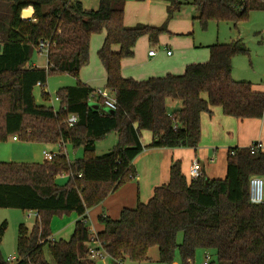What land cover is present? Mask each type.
Instances as JSON below:
<instances>
[{"label": "trees", "instance_id": "16d2710c", "mask_svg": "<svg viewBox=\"0 0 264 264\" xmlns=\"http://www.w3.org/2000/svg\"><path fill=\"white\" fill-rule=\"evenodd\" d=\"M4 1L12 18L0 53V142L17 137L31 144L60 145L52 161L0 163V209L37 213L32 230L19 227L16 264H49L45 248L55 264H96L87 246L94 236L115 263H142L157 247L161 264H173L176 253L182 264H194L199 250L214 251L217 264H264V205L252 204L249 195L250 179L264 178V152L258 144L228 151L225 179H209L205 173L190 179L181 163L173 162L169 183L155 188L147 203L124 209L117 220L100 216L103 231L96 235L87 219L91 209L136 180L133 162L145 150L197 149L202 115L211 116L214 108L236 120L264 118V93L232 77L233 60L250 54L242 40L211 46L208 62L188 65L180 76L143 82L122 76V62L134 57L138 41L148 37L157 45L184 5L196 8L195 21L206 30L210 22L237 27L253 11H264V0H152L170 3L161 27L125 26L122 0H98L96 11L76 0H0ZM103 32L106 39L98 57L106 88L117 104L113 113L80 80L82 69L90 64L91 38ZM42 44L45 69L32 65ZM59 74L75 77L77 85L59 90L58 110L38 106L35 88L40 84L49 101L45 86L49 77ZM169 99L181 101L182 109L169 114ZM72 115L78 120L71 126ZM143 131L153 135L148 146L141 142ZM112 133L118 135L117 144L98 156L97 143ZM66 145L83 149L82 157L70 160ZM60 176L68 178L63 186L57 183ZM74 214L78 220L70 240H52L53 220ZM7 227L0 226V264H12L1 251Z\"/></svg>", "mask_w": 264, "mask_h": 264}, {"label": "crops", "instance_id": "0c3cea01", "mask_svg": "<svg viewBox=\"0 0 264 264\" xmlns=\"http://www.w3.org/2000/svg\"><path fill=\"white\" fill-rule=\"evenodd\" d=\"M92 4L94 8L99 7L98 0H95V2H92ZM169 5L170 3L167 1L146 0L144 2H140L137 0H126L124 24L127 27H133L136 26L137 23H141V21L145 20L151 26L159 25L164 22L166 17H168L167 8ZM145 13L148 15H145ZM251 14L264 15V11H253ZM130 17L134 20V22L127 21L130 19ZM154 17H157V21L152 19ZM196 18L197 16H194L192 21L195 22ZM254 20L255 22L260 20L263 24L264 16H255ZM181 23L180 15L175 16L174 19H172L168 24V34L170 36L166 34L168 37H173L174 39L172 40L167 38V36L161 38L162 41L166 40L168 44H173L175 48H179L178 53L181 54L179 55V63L172 61L166 63L163 61V59H167V57H174L172 53L168 55V52L170 51H164L167 57L159 56L158 52L156 51H154L156 52L155 56H149V53L152 50L147 51V49L143 48V43L145 42L139 43L141 41L140 39L136 45L134 57L125 59L122 62L123 78L143 82L151 78L165 77L169 74L175 76L183 75L188 65L183 63L184 57L182 56L183 53H181L180 48L183 45L185 47H192L194 44L192 43V40H181L182 37H188L192 34L191 25L188 26L186 24L183 29H178L177 27ZM256 30H258L259 33L264 32V30L259 27H257ZM105 39L106 32H103L102 36L95 37V50H100L102 48ZM146 39V41L150 43L148 37H146ZM161 39L160 44L163 45ZM238 40L243 41V38L239 37L237 40L233 41ZM168 44H166V46H168ZM118 49L119 48L116 47L114 48V51H118ZM233 64L232 77L235 81L250 82L253 84V88L256 92L264 93L263 67L255 71L253 70L252 73L250 70H241V68L237 69V67L234 68ZM32 65L36 68H39L35 63H32ZM88 69L89 68L86 67L82 69L80 73V80L93 90L96 88H102L107 81L106 72L102 64L100 66L94 62L93 69L91 71ZM110 97L114 99V96L112 97L110 95ZM181 109V101H174L171 99L167 100V111L169 114H173L174 112ZM212 111L213 114L211 116L208 114L202 115V140L197 149H148L134 160L133 167L137 173L136 180L121 187L117 192L109 196L101 205L96 207V210L91 209L88 212V225L89 223L92 225V232H94L92 234L96 235L97 233L103 231L102 227H99V229L96 227V222L99 220L100 216L106 215L117 220L124 209H134L137 207L139 202L147 203L153 196L155 188L169 183L170 168L173 162H180L182 165L183 174L186 177H189L192 162L198 160L201 166V173H205L209 179H213L217 177L221 178L223 174H226L227 155L231 148H247L253 144H260L262 146V151L264 152V118L261 120H236L224 116L220 108H214ZM110 137H112V142L108 146L104 144V141L97 143L96 153L98 156L107 154L117 144L118 135L116 133H112L108 136L107 140L110 139ZM13 141L18 142L19 140H14L13 138ZM152 141L153 135L151 132L143 131L141 133V142L143 146L150 145ZM46 147L50 148L45 149L43 153L60 152V145ZM64 147L65 149L68 148L67 146ZM99 147L102 149L100 154ZM77 153L79 154V152H76L75 155H77ZM208 162H211L213 163L212 165L215 164L217 166L214 168L212 165L210 166V163ZM60 177L63 178L66 176ZM95 212L97 213L95 214ZM59 219L60 218H55L52 226L56 221H58L60 222V225H65L62 228V230H64L71 226L75 228L78 217L74 214L71 217ZM65 221H67V223H64Z\"/></svg>", "mask_w": 264, "mask_h": 264}, {"label": "rangeland", "instance_id": "374dc122", "mask_svg": "<svg viewBox=\"0 0 264 264\" xmlns=\"http://www.w3.org/2000/svg\"><path fill=\"white\" fill-rule=\"evenodd\" d=\"M83 4L84 8L86 10H93L96 11L98 8H94L92 2H95V0H76ZM97 1V0H96ZM126 3V0H122ZM168 9V8H167ZM145 15H148L145 13ZM181 18V24L178 25V29H183L184 26L187 24L188 26H192V34L188 37H182L181 40H192V43L194 46L192 47H185L184 45L180 48L181 53H183V63L190 65V64H203L209 61L210 59V49L209 47L215 45V44H228L233 42V40H237V38L242 37L243 41L245 42V45L250 51L249 56H239L236 57L233 60L234 68L237 67V69L241 68L250 70V72L253 73V70L260 69L261 67L264 68V32L259 33L257 27L264 30V23L260 20L255 22L254 18L255 16H264V15H256V14H250V17L247 21L241 22L237 25V27H234L232 23H216V22H210L207 29L204 30L201 25L197 21H192L194 16H197V10L193 5H184L179 13H177L176 16H179ZM12 18V12L10 9V5L8 2H0V53L2 51V45L5 36H7L8 30H9V24ZM142 18V17H141ZM154 21H157V17L152 18ZM168 17L164 20L163 23L159 25H153L152 27H161L167 22ZM134 22V20L130 17L129 20ZM137 25H147L151 26L148 22L141 21V23H137ZM135 27V26H133ZM170 36L168 32L162 34L159 38V43L157 45H152L148 41H146V37L141 38V42L143 43V48L152 51L158 52L159 56H166V51H170L174 55L173 58L167 57V59H163L164 62H175L179 63V48H175L173 44H168L166 40L162 41V37L164 36ZM102 36V34L94 35L91 39V54H90V64L86 67L89 68L88 70H92L94 66V62L96 64L101 66L99 57H98V51L95 50V37ZM170 39H174L173 37H168ZM176 38V37H175ZM163 42V45L160 44ZM143 40V41H142ZM168 44V46H166ZM165 51V52H164ZM95 60V61H94ZM32 63L36 64L39 69H45L47 68V54L45 52L36 51L33 56ZM78 80L68 74H59V75H53L49 77L47 85L45 86L46 92L50 96V100H45L43 97L42 90L43 88L41 86H37L34 91V96L36 99V103L38 106H44V107H52L56 110L59 109L60 103L57 101V93L59 90L67 87H73L77 85ZM246 82V81H243ZM102 92L107 94L109 97L110 95L113 97L112 92H110L106 88V84L99 88ZM98 88L95 90L98 91ZM111 98V97H110ZM102 142V141H101ZM112 142V137L110 139H105L104 144L108 146ZM41 144H31L26 143L21 140L18 142H14L13 138H9L7 141L0 142V163H43L45 162V157L43 154V151L45 149H49L50 147H46L47 145ZM44 146V147H43ZM68 148L65 149L66 155L71 160L80 159L83 154V149H79L77 151H74L73 148L70 145H66ZM69 153H68V152ZM102 149L99 147V154L101 153ZM76 152L77 155H75ZM69 154V155H68ZM215 161V159H214ZM212 161V162H214ZM210 166L213 164L211 162ZM217 165H212V167H216ZM227 168V166H226ZM226 174H223L221 178H213V179H225ZM264 179V178H263ZM68 182L67 177H60L57 179V183L60 186L65 185ZM95 209V208H94ZM96 210V209H95ZM97 212H95L96 214ZM60 220V219H59ZM37 221V213L35 212H23L18 209H0V226L3 223H7L8 227L6 230V233L4 235L2 245H1V251L2 256L6 262L10 261L12 264H16L19 260V256L17 254V244H18V237H19V227L20 225L24 224L28 229L32 230L35 226ZM54 221V220H53ZM64 223H67L65 221ZM64 224L60 225V222L56 221L52 226V240L54 241H69L74 228L67 227L66 229L62 230ZM88 227L90 228L92 232V225L89 223ZM96 227L99 229V227L103 226L100 224V221L97 220ZM96 228V229H97ZM61 231V232H59ZM59 232V233H58ZM94 233V232H92ZM97 233V232H96ZM182 242V235L179 237V243ZM45 258L48 261L49 264H55L53 257L49 251L48 248H45L44 251ZM211 256L210 264H217V257L214 251H203L199 250L196 254L194 264H204L206 262V256ZM96 264H117L115 263L109 256H106L104 254L103 257L96 260ZM122 264H161L159 261V250L157 247L152 248L148 253V260L144 261L142 263H135L131 262L129 260L125 261ZM173 264H182V261L179 257V254L176 253L175 260Z\"/></svg>", "mask_w": 264, "mask_h": 264}, {"label": "built area", "instance_id": "2783aa9c", "mask_svg": "<svg viewBox=\"0 0 264 264\" xmlns=\"http://www.w3.org/2000/svg\"><path fill=\"white\" fill-rule=\"evenodd\" d=\"M40 52H45V44H42L40 47ZM156 52L151 51L149 53V56H155ZM171 53L168 52V55ZM39 86H41L39 84ZM100 97H102L104 105L111 110H116L117 104L115 99L110 98L107 94L102 92L101 90L96 91V94ZM78 118L75 115H72L69 117L68 123L72 126L77 122ZM14 140H17V137L14 138ZM258 150H262V146L260 144L257 145ZM44 157L46 161H52L54 158H56L59 153H49V152H44ZM202 175L201 173V166L198 160H195L192 162L190 172H189V178L190 179H198ZM249 195H250V202L254 205H264V179L263 177L260 176H254L250 179L249 183ZM88 249H89V258L92 260H97L101 257L108 256L106 252L103 250L100 242H98L96 236H94L91 239V242L87 244ZM211 261V256L207 255L206 256V262L204 264H210Z\"/></svg>", "mask_w": 264, "mask_h": 264}, {"label": "water", "instance_id": "95a60500", "mask_svg": "<svg viewBox=\"0 0 264 264\" xmlns=\"http://www.w3.org/2000/svg\"><path fill=\"white\" fill-rule=\"evenodd\" d=\"M32 15H33V14H32ZM92 105H93L94 108H97V109L99 108V106H98L97 104H94V103H93ZM106 110H107V112H109V113H113V112H114V111L111 110V109H106Z\"/></svg>", "mask_w": 264, "mask_h": 264}, {"label": "bare ground", "instance_id": "6f19581e", "mask_svg": "<svg viewBox=\"0 0 264 264\" xmlns=\"http://www.w3.org/2000/svg\"><path fill=\"white\" fill-rule=\"evenodd\" d=\"M26 14H29L30 15L31 13L27 12Z\"/></svg>", "mask_w": 264, "mask_h": 264}]
</instances>
